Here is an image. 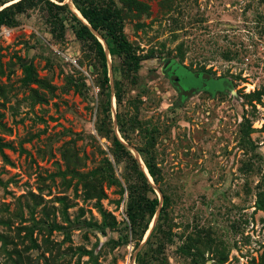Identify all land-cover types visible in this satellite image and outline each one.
<instances>
[{
	"label": "rangeland",
	"instance_id": "obj_1",
	"mask_svg": "<svg viewBox=\"0 0 264 264\" xmlns=\"http://www.w3.org/2000/svg\"><path fill=\"white\" fill-rule=\"evenodd\" d=\"M115 1L136 53L153 55L136 83H125L119 106L139 126L125 145L144 146V128L154 130L151 151L169 196L172 240L153 264H261L264 0H138L144 12ZM46 16L38 4L0 26V264H14L15 249L17 264H136L147 237L136 244L125 228L124 162L96 130L99 60L68 25L56 36ZM89 183L101 199L86 196ZM193 243L197 260L182 250Z\"/></svg>",
	"mask_w": 264,
	"mask_h": 264
},
{
	"label": "trees",
	"instance_id": "obj_2",
	"mask_svg": "<svg viewBox=\"0 0 264 264\" xmlns=\"http://www.w3.org/2000/svg\"><path fill=\"white\" fill-rule=\"evenodd\" d=\"M72 2L86 22L78 18L71 11L69 6L63 3V0H58L57 3L51 0H0V6H2L0 8V26L16 25L18 23L17 14L25 12L29 7L42 4L46 11L47 20L50 22L51 31L54 32L56 36L60 37L63 35L66 26L68 25L75 38L94 51L101 67L100 77L98 78L97 84L99 86L102 104V117L97 121L96 130L100 135L111 138L114 147L113 154L116 160L124 162V178L127 183L126 215L128 218V223H125V228H130L132 235L136 239V244H138L148 230L151 220L157 209H159L155 224L150 230L145 243L137 251L134 259L136 264H153L155 258L158 259V254L163 253L165 243L172 240L171 224L167 215L170 203L169 196L160 186L159 172L151 151V148L153 147L152 137L154 130L148 127L144 128L143 137L146 138L145 145H133L146 167V172L142 168L141 163L135 154L125 145L126 142L131 144L129 138L131 129H138L139 126L137 125V122H131L132 120L127 121V119L121 115L119 109L123 100L125 83L129 81L135 84L136 74L138 73L142 60L150 58L153 55H140L136 53L133 44L127 39L123 32L122 8L120 5H117L115 0H105L102 3H97L94 0H72ZM118 2L127 9H136L141 12L147 10L146 4L138 0H118ZM92 29L104 39L109 56L112 59L114 78L113 92H111V85L108 76L106 51L104 45L100 42ZM181 67L186 69L185 66ZM29 68H32V66L29 65ZM25 70L26 81H32L34 79L32 69ZM176 71L175 74L177 75ZM198 75H200L199 72L196 74L190 72V76L197 78ZM36 81L38 83L41 82L38 79H36ZM184 87L187 88L188 86ZM0 93H2L1 88ZM254 95L259 97L258 92ZM112 96L115 99L117 107V131L120 134V138L123 139L125 143L121 141L113 128L111 109ZM148 175L151 177L153 184L149 181ZM262 183L263 188L257 192L255 204L257 208L264 210V180ZM155 187H157L162 194L160 207V201L155 191ZM86 196L97 198L99 200L104 196V193L103 190L96 187L94 183H89L88 186L86 185ZM60 199L63 200L66 207L67 203L64 200V197H61ZM99 211L102 214V217L107 219L103 221L106 226H113L115 224L112 215L106 213L101 207L99 208ZM54 226L60 228L56 223H54ZM190 248H194V251H191ZM182 250L190 252V254L193 255L192 257L194 260H197L200 254L199 245L194 243L192 246L188 244V247L182 248ZM14 252L16 254L14 260L10 257L14 264L23 262L20 251L15 249ZM221 256L220 261L222 262L226 257L223 254H221ZM54 262L55 260L52 259L51 264H54ZM261 264H264V259Z\"/></svg>",
	"mask_w": 264,
	"mask_h": 264
},
{
	"label": "bare ground",
	"instance_id": "obj_3",
	"mask_svg": "<svg viewBox=\"0 0 264 264\" xmlns=\"http://www.w3.org/2000/svg\"><path fill=\"white\" fill-rule=\"evenodd\" d=\"M63 2L69 6V8L71 9V11H72V12H73L78 18H80V19H82L83 21L86 22V20L82 17V15H81V13L79 12V10H78V9L75 7V5L73 4L72 0H63ZM92 31L98 36V39H100V42H101L103 45H105V41H104V39H103V38H102V37H101V36H100L95 30L92 29ZM107 54H108V56H109V53H108V52H107ZM196 79H199V78H196ZM193 85H197V83H194ZM193 85H192V86H193ZM197 86H198V85H197ZM114 106H115V99H114V97L112 96V97H111V107L114 108ZM116 132H117V135L119 136L117 129H116ZM119 138H120V136H119ZM120 139H121V138H120ZM121 141H123V140L121 139ZM123 142H124V141H123ZM124 143H125V142H124ZM126 146H128L129 149L135 154V156L137 157V159H138L139 162L141 163L142 168L147 172L146 167L144 166V163L142 162L141 157L138 155V153L136 152V150H135L133 147L129 146L128 144H127ZM148 179H149L150 182H152V179H151V177H150L149 175H148ZM154 222H155V218H154V220H152V222H151V224H150L149 227H151V226L154 224ZM149 232H150V230H147V231H146V236H148Z\"/></svg>",
	"mask_w": 264,
	"mask_h": 264
},
{
	"label": "water",
	"instance_id": "obj_4",
	"mask_svg": "<svg viewBox=\"0 0 264 264\" xmlns=\"http://www.w3.org/2000/svg\"><path fill=\"white\" fill-rule=\"evenodd\" d=\"M96 35V34H95ZM97 36V35H96ZM98 37V36H97ZM100 40V39H99ZM105 51H106V53L108 52V50H107V48H105ZM111 83V91L113 90V85H112V81L110 82ZM128 147V146H127ZM129 148V147H128ZM160 202L162 201V196L160 195ZM160 205H159V207L161 206V203H159ZM158 210L159 209H157V211H156V213H155V215H154V217H153V219L152 220H154V218H155V220H156V218H157V215H158ZM152 222V221H151ZM151 224V223H150ZM154 225V224H153ZM152 225V226H153ZM150 226V225H149ZM152 226L151 227H149L148 228V230H151V228H152ZM147 236H146V233H145V236H144V239L143 240H145V238H146Z\"/></svg>",
	"mask_w": 264,
	"mask_h": 264
},
{
	"label": "flooded vegetation",
	"instance_id": "obj_5",
	"mask_svg": "<svg viewBox=\"0 0 264 264\" xmlns=\"http://www.w3.org/2000/svg\"><path fill=\"white\" fill-rule=\"evenodd\" d=\"M200 75H201V74H200ZM200 78L203 80V78H205V77H204L203 75H201ZM176 80L178 81V80H180V78H178V76H177ZM198 80H199V79H198Z\"/></svg>",
	"mask_w": 264,
	"mask_h": 264
}]
</instances>
